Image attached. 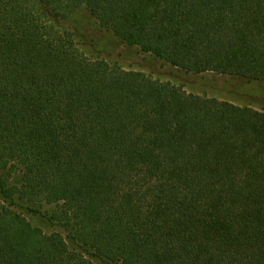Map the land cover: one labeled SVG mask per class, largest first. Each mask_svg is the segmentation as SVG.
I'll list each match as a JSON object with an SVG mask.
<instances>
[{
    "label": "trees",
    "instance_id": "trees-1",
    "mask_svg": "<svg viewBox=\"0 0 264 264\" xmlns=\"http://www.w3.org/2000/svg\"><path fill=\"white\" fill-rule=\"evenodd\" d=\"M83 11L173 73L264 85V0H0V264H264L263 107L89 57Z\"/></svg>",
    "mask_w": 264,
    "mask_h": 264
},
{
    "label": "rangeland",
    "instance_id": "rangeland-1",
    "mask_svg": "<svg viewBox=\"0 0 264 264\" xmlns=\"http://www.w3.org/2000/svg\"><path fill=\"white\" fill-rule=\"evenodd\" d=\"M71 24L73 28L81 29L88 34L90 43L83 51L91 58L97 56L104 57L111 62H118L125 70L133 69L144 71L148 74L151 73L153 77L184 88L188 93L230 101L235 105L252 103L254 104L252 107L257 111H260L257 107H263L264 109L263 84H246L245 81H241L235 77L173 73L167 67L157 66L152 61H149V59L142 58L136 52L137 49H127L124 52L117 46L115 38L110 34L103 35L101 40L98 39L95 35L96 30L92 25L93 23L85 11L75 15ZM25 216L34 226L43 228L47 233L55 231L63 233L62 228L50 223L47 224L39 215L26 212Z\"/></svg>",
    "mask_w": 264,
    "mask_h": 264
}]
</instances>
